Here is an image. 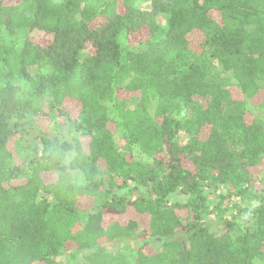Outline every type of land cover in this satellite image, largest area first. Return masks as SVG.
Returning a JSON list of instances; mask_svg holds the SVG:
<instances>
[{"label":"trees","instance_id":"1","mask_svg":"<svg viewBox=\"0 0 264 264\" xmlns=\"http://www.w3.org/2000/svg\"><path fill=\"white\" fill-rule=\"evenodd\" d=\"M0 264H264V0H0Z\"/></svg>","mask_w":264,"mask_h":264},{"label":"rangeland","instance_id":"2","mask_svg":"<svg viewBox=\"0 0 264 264\" xmlns=\"http://www.w3.org/2000/svg\"><path fill=\"white\" fill-rule=\"evenodd\" d=\"M141 6L144 7L146 6V4H148L149 2L148 1H139ZM35 39L39 40V41H44V39L42 38V33L40 32H37V31H34L33 34ZM115 137V140L118 142V145L121 146L122 145V141L121 140H118V136L117 135H114ZM135 238L131 240V242H129L130 245L132 246H136L137 244H139L141 242V240L143 239V237L139 234V232L135 234Z\"/></svg>","mask_w":264,"mask_h":264}]
</instances>
